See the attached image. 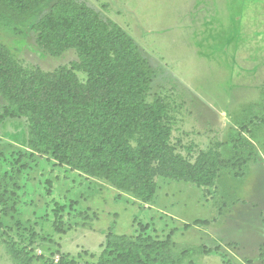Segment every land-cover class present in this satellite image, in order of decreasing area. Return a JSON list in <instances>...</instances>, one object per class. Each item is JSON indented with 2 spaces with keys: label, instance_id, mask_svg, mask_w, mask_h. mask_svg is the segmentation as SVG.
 <instances>
[{
  "label": "rangeland",
  "instance_id": "obj_1",
  "mask_svg": "<svg viewBox=\"0 0 264 264\" xmlns=\"http://www.w3.org/2000/svg\"><path fill=\"white\" fill-rule=\"evenodd\" d=\"M56 1L26 16L0 4V42L15 59L45 71L78 60L36 43L32 26ZM78 1L145 49L155 70L148 101L164 106L176 152L195 161L215 147L227 163L208 188L158 176L153 204H139L34 150L27 119L8 117L0 123V264H100L107 232L136 235L141 225L171 236L180 264H264V0ZM6 104L0 95V112ZM237 150L253 154L242 163Z\"/></svg>",
  "mask_w": 264,
  "mask_h": 264
},
{
  "label": "trees",
  "instance_id": "obj_2",
  "mask_svg": "<svg viewBox=\"0 0 264 264\" xmlns=\"http://www.w3.org/2000/svg\"><path fill=\"white\" fill-rule=\"evenodd\" d=\"M45 3L0 0L22 16ZM3 20L0 11V26ZM32 30L44 52L63 56L73 50L78 60L45 71L15 59L0 42V95L7 102L0 123L25 117L31 148L107 181L139 204H153L158 176L198 187L216 184L227 161L215 147L201 151L195 161L176 152L164 106L159 99L148 101L155 70L143 55L145 49L124 27L103 19L85 2L58 0ZM238 154L237 160L246 163L253 153L248 158ZM209 221L196 219L194 225ZM148 226L141 225L131 236L107 232L100 264H180L171 236L155 238L146 234ZM217 248L208 247L207 254ZM26 264H32L31 259Z\"/></svg>",
  "mask_w": 264,
  "mask_h": 264
},
{
  "label": "crops",
  "instance_id": "obj_3",
  "mask_svg": "<svg viewBox=\"0 0 264 264\" xmlns=\"http://www.w3.org/2000/svg\"><path fill=\"white\" fill-rule=\"evenodd\" d=\"M219 19H224V17H225V15H222V13H221V15H216ZM224 23H215L213 26H212V28H214V27H222V25H223ZM222 32V31H221ZM209 105H210V108L212 107V109L213 110H219V109H222V108H220V107H217V106H214V105H211L210 103H209ZM206 107H208V105H207V103H206ZM209 108V107H208ZM226 214H228V213H226V212H224L223 214H221L219 217H221L222 215H226ZM212 223V222H211Z\"/></svg>",
  "mask_w": 264,
  "mask_h": 264
}]
</instances>
